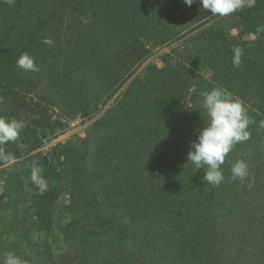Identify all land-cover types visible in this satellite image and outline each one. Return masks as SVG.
Instances as JSON below:
<instances>
[{
  "label": "trees",
  "instance_id": "1",
  "mask_svg": "<svg viewBox=\"0 0 264 264\" xmlns=\"http://www.w3.org/2000/svg\"><path fill=\"white\" fill-rule=\"evenodd\" d=\"M259 4L263 30L246 40L199 0L191 7L183 0H0V83L38 88L45 76L55 91L53 99L43 97L67 117L107 106L93 123L104 132L99 173L87 177L102 181L98 205L120 213L90 225L100 236L99 264H264V0ZM183 38L185 49L167 52L163 67L145 65L154 50ZM235 47L243 50L239 67L232 63ZM24 53L39 71L17 67ZM214 87L244 101L255 120L251 138L222 165L225 182L215 187L188 163L207 119L200 94ZM20 106L31 110L24 101ZM24 123L28 143L34 133ZM21 157L28 166L37 161L48 182L43 193L35 185L32 222L43 263L70 264L67 254L56 260L41 240L54 227L61 196L54 158L29 150ZM239 159L249 165L244 182L227 179Z\"/></svg>",
  "mask_w": 264,
  "mask_h": 264
},
{
  "label": "rangeland",
  "instance_id": "2",
  "mask_svg": "<svg viewBox=\"0 0 264 264\" xmlns=\"http://www.w3.org/2000/svg\"><path fill=\"white\" fill-rule=\"evenodd\" d=\"M219 19L232 35L246 40H255L263 30L259 0H255L251 7L248 0H244L241 9ZM184 40L179 39L154 50L145 65L163 67V56L180 45L185 49ZM38 79L41 80L38 88L27 85L7 88L0 83V116L27 121L34 133L28 143L23 142L25 136L22 131L14 143L0 145V153L15 157L11 163L0 158V260L6 253L14 252L26 264H44L32 227L35 184L30 179L31 166L21 157L29 150L31 154L42 152L54 158L52 178L61 191L53 212L54 227L50 232H44L41 240L50 243L56 260L67 254L70 264H99L95 242L100 236L95 228L92 231L90 225H100L102 219H110L112 215L117 217L120 213L113 205H98L102 181L97 176L93 177L95 182L87 177L99 173L95 160L104 132L95 131L93 123L102 117L107 106L100 104L96 113L90 116L80 113L76 117H67L57 103L48 102L43 97L46 94L53 99L55 91L48 88L46 77ZM21 101L28 103L31 110L21 108ZM120 222L129 224L131 220L121 218Z\"/></svg>",
  "mask_w": 264,
  "mask_h": 264
},
{
  "label": "clouds",
  "instance_id": "3",
  "mask_svg": "<svg viewBox=\"0 0 264 264\" xmlns=\"http://www.w3.org/2000/svg\"><path fill=\"white\" fill-rule=\"evenodd\" d=\"M196 0H183V3L191 7ZM255 0H248L251 7ZM203 10L210 11L212 15L228 16L244 6V0H199ZM45 44L51 45V39H45ZM232 63L239 67L242 62L243 50L240 47L232 49ZM17 67L25 72L39 71L35 58L28 53L22 54L16 61ZM201 104L207 113L204 126L199 131L196 141L191 144L188 153V163L197 170H203V180L208 185L219 186L225 182L226 177L222 171L226 157L237 144H242L251 138L250 125L255 120L249 115L244 101L234 97L231 92L223 87H214L211 90L201 92ZM260 127L264 128V120L260 121ZM25 128L22 120H9L0 116V145L15 142ZM0 158L6 162H13L15 157L11 154L0 153ZM42 169L37 161L31 164L30 179L43 193L48 188L47 180L41 175ZM250 176L249 165L245 159H239L231 165V176L227 179L244 182ZM252 185L249 184V187ZM0 264H26L14 252H8L0 260Z\"/></svg>",
  "mask_w": 264,
  "mask_h": 264
}]
</instances>
